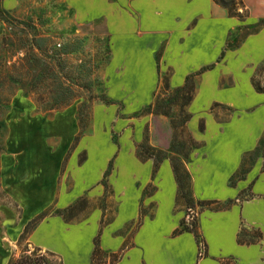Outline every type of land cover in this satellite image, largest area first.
<instances>
[{"label": "rangeland", "instance_id": "374dc122", "mask_svg": "<svg viewBox=\"0 0 264 264\" xmlns=\"http://www.w3.org/2000/svg\"><path fill=\"white\" fill-rule=\"evenodd\" d=\"M137 1L0 0V264L23 253L42 254L47 264H264V232L256 224L249 225L240 216L234 231L238 246L256 249L250 255V250L237 249L230 241L235 216H211L207 227L212 249L234 256L211 254L201 224L209 215L204 211L217 214L234 205L240 208L252 198L244 205L243 215L264 225V198L254 197H264V128L228 179L237 193L209 199H216L219 203L214 206L221 210H189L176 204L169 161L175 138L170 117L147 113L146 108L164 82L170 88L182 85L199 66L177 71L174 58L166 53L167 38L149 52L129 51L126 33L136 23ZM201 1L215 7L213 0ZM262 19L230 17L234 25L229 27L218 61L230 53L227 65L242 82L218 92L222 98L242 105L256 102L248 94L242 68L252 65L249 77L254 74L264 84V57L260 60L264 34L236 49L246 31L255 29ZM219 29L210 23L199 28L201 52L212 48ZM144 37L147 42L152 39ZM205 72L192 77L196 95L213 81ZM217 82L231 83L232 75L224 73ZM196 104L193 101L187 107L191 117L177 141L184 144L179 147L184 152L187 134L198 143L188 150L185 165L193 198L206 200L192 186L194 161L206 156V127L210 122L225 123L235 109L240 110L209 100L196 115ZM235 120L219 138L224 142L209 148L214 174L201 180L212 183L208 191L221 196L226 191L222 176L234 166L235 143L250 146L261 126L259 114ZM146 138L166 152L155 172L151 159L137 156V146ZM244 155L250 159L240 169ZM246 168L244 180H238ZM254 184L263 193L253 191ZM169 190L176 222L157 241L138 243L143 225L154 222L159 214L157 194ZM192 223L197 238L186 230ZM156 234L150 229L140 239L151 240ZM238 239L254 242L243 244ZM248 255L249 259H238Z\"/></svg>", "mask_w": 264, "mask_h": 264}, {"label": "crops", "instance_id": "0c3cea01", "mask_svg": "<svg viewBox=\"0 0 264 264\" xmlns=\"http://www.w3.org/2000/svg\"><path fill=\"white\" fill-rule=\"evenodd\" d=\"M243 1L245 3L246 8L248 9V16L246 18L250 19V21H254L255 19L264 16V0H243ZM213 2L215 7H212L209 2L206 1L203 2L201 0H138L136 3L137 11H135L137 16L136 23H133L131 25L132 32L126 33L128 34L127 37L129 40L125 38L129 42V47H130L129 51L130 52L135 51L136 53H143V52L146 53L147 51L149 52L151 48L156 47L160 43V41L163 40L164 38L169 39L170 44H168L166 53L174 58L175 61L174 65L176 67V70L179 72L190 71L192 69L197 68L198 66L199 69L205 65L211 66L209 69L205 70L206 72L205 71L203 72L205 73L209 72V74L213 78L212 83L210 84L209 87L201 89L197 95L195 94L194 99L192 100V102L194 101L197 103L194 106V111L196 115H199L200 112H202V110L206 107L209 100L223 101L224 103L233 104L235 105L236 108L240 110L236 112L235 109L225 123H219V125H215L212 122H210L206 127V137H205L207 139V144L205 149L206 156L204 158L198 157L195 159L193 165L195 170V177H194V181L192 182V186L194 188L196 195L206 200L207 199L209 200L210 198H216V199L230 198L237 193V188L233 186L235 183L233 184L231 183V185H228V179L237 169L242 154H244L246 151L252 148V146L256 142L257 137L261 134L264 128V92H257L252 85L251 78L254 76V74H252L249 77L250 71L252 69V65L249 67L244 66L242 68V72L245 71L247 74V76H245L243 80L244 83L246 84V89L248 91V94L252 98H255L256 102L247 105H242L236 101L222 98L218 93L227 87L234 88L238 85L240 86L242 82V77L240 75L234 74L227 65L230 53L226 54L224 60L218 61L221 58V55H223L220 48L229 39L228 37L229 27L230 25L231 26L234 25V21L230 20V17L234 18L237 21H242V20L230 16L224 7L217 4L214 0ZM196 17L198 19L196 23L192 25L190 28H188L190 22ZM207 23L216 25L220 29L214 32V44L212 48L207 52H201L200 47L198 46L197 43V34L199 28L203 24H207ZM261 34H264V26H262V28L260 27L258 31L246 35V37H244V39L242 40L241 46H239L236 50L245 47V43L247 42V40L257 37ZM146 35L152 36L151 41L149 42L146 41V38L144 37ZM263 57L264 56H262L260 60ZM224 73H230L232 75V82L221 83L220 85H218L217 80ZM188 75H186V77ZM254 106L256 107V109L251 110V107ZM245 114H259V125H261L260 129L258 133L252 138L250 142V146L237 147L236 144L238 143H235L234 152H233L234 166L231 169H228V171L224 173V175L222 176L224 187L226 188L225 194L221 196L217 192L211 193L208 190L211 188L212 183L209 184L201 183V180L204 177L209 178L212 174H214V170L212 169L213 165H211L210 162H208L209 148L212 146L213 147L218 146L220 143H222L223 140L219 138L225 133L226 129L236 121L235 119L237 117H241ZM193 119L194 116L192 117V120ZM195 137L197 139L203 138L202 136H195ZM261 162H262L261 168L263 169L262 167L263 159ZM152 167H153V161H152ZM254 171L255 169L254 170L252 169L250 170V173L252 174ZM262 176H264V173H262ZM262 176H260V178ZM238 180H244V177ZM173 184H175L177 191V184L175 177L173 179ZM255 184L253 191H255L256 193H263L264 191L260 192L255 189ZM254 197L258 199L264 198V197H259V195H254ZM157 198L161 202L159 214L154 222H149L146 225H143L138 235V243L144 244V243L157 241L160 238L159 236L160 235L162 236V233L164 231L165 232L167 231L168 227H170V224L176 222V219H174V217L170 212L171 202H172V191L169 190L166 193L160 192L157 194ZM216 199H212V200H216ZM248 200H245L240 208L234 205L232 208L229 209L225 208L226 210L219 211L217 214H210L211 213L210 211H204L209 213V215L205 214V218L202 220L201 224L204 229L206 238L210 243L211 254L220 253V254L233 255L231 252L224 253L219 249H215V250L212 249L213 245L207 227V222L212 219L211 216L221 217L231 214L235 216L234 225L230 236V241L232 242L233 246L240 250H250L251 251L250 255H253L256 252V249L254 248H250L247 246L240 247L234 242V231L237 227V223L239 221L240 216L242 217L243 221H246L247 224L249 225L256 224V226L260 227V230L264 232V225L260 220L248 219L244 217L242 211L244 205ZM205 209H209V208H205ZM150 229L151 230L153 229L157 233L156 236L151 240H149L148 237L146 240L140 239V237L148 233ZM204 244H205V240H204ZM250 255L245 256L243 258H238V257L236 258H238L241 261H244L247 258L249 259Z\"/></svg>", "mask_w": 264, "mask_h": 264}, {"label": "trees", "instance_id": "16d2710c", "mask_svg": "<svg viewBox=\"0 0 264 264\" xmlns=\"http://www.w3.org/2000/svg\"><path fill=\"white\" fill-rule=\"evenodd\" d=\"M217 4L224 7L230 16L236 17L239 20H244L248 16V9L246 8L243 0H214ZM264 24V20L262 19L260 24L250 31H246L245 35L256 32L260 29V27ZM211 66L205 65L202 66L197 72L193 75H188L181 86L170 88L167 82H164L163 85L159 87L157 92L155 93L153 100L149 103L146 108L147 113H152L156 115H162L166 117H170V124L174 131V144L172 145L171 152L172 154L169 156L170 164L172 167V171L177 184V191L175 202L178 205H185L189 210H195V208L199 207L201 210L204 208L219 210L218 206H214L219 203L217 200H195L193 198L191 192V179L190 174L186 168L185 161L187 159L188 150L192 147H196L198 143L196 140L190 135L187 134L185 139L187 145V150L185 152L179 147L184 148V144L177 141V136L185 131V125L190 119V113L187 110V107L190 105L195 96V84L193 80V76H196L206 69H209ZM252 85L257 92H264V84L255 79V76L251 78ZM262 159H263V169H264V137L262 139ZM137 156L142 159H152L153 167L152 172H155L159 166L160 161L166 156V152L160 148H156L151 145L148 139H144L137 146ZM247 155L242 157V162L240 169L243 168L246 164ZM239 169V170H240ZM246 170L240 174L239 179L244 177ZM233 184V181H231ZM186 230L190 231L194 234V236L198 237V232L195 223L191 224L190 228ZM261 232H258V238H260ZM201 241L204 243L203 238L201 237ZM239 243H253L254 240H245L242 241L238 239ZM36 250H39L38 248ZM99 249H96V252ZM7 264H47L42 254L23 253L18 258L10 259Z\"/></svg>", "mask_w": 264, "mask_h": 264}]
</instances>
